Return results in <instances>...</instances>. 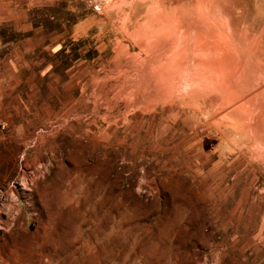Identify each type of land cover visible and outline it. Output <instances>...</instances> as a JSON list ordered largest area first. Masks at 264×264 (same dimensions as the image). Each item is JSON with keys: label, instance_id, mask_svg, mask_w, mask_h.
Returning <instances> with one entry per match:
<instances>
[{"label": "rangeland", "instance_id": "1", "mask_svg": "<svg viewBox=\"0 0 264 264\" xmlns=\"http://www.w3.org/2000/svg\"><path fill=\"white\" fill-rule=\"evenodd\" d=\"M0 264H264V0H0Z\"/></svg>", "mask_w": 264, "mask_h": 264}, {"label": "bare ground", "instance_id": "2", "mask_svg": "<svg viewBox=\"0 0 264 264\" xmlns=\"http://www.w3.org/2000/svg\"><path fill=\"white\" fill-rule=\"evenodd\" d=\"M248 97V96H247ZM252 107V106H251ZM256 108V107H255Z\"/></svg>", "mask_w": 264, "mask_h": 264}]
</instances>
